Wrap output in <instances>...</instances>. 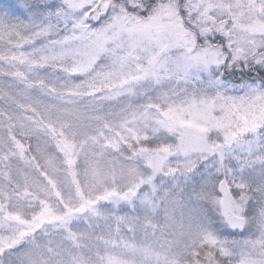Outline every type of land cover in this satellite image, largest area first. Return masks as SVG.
Returning a JSON list of instances; mask_svg holds the SVG:
<instances>
[{
	"label": "snow or ice",
	"instance_id": "snow-or-ice-1",
	"mask_svg": "<svg viewBox=\"0 0 264 264\" xmlns=\"http://www.w3.org/2000/svg\"><path fill=\"white\" fill-rule=\"evenodd\" d=\"M0 264H264V0L0 4Z\"/></svg>",
	"mask_w": 264,
	"mask_h": 264
},
{
	"label": "rangeland",
	"instance_id": "rangeland-1",
	"mask_svg": "<svg viewBox=\"0 0 264 264\" xmlns=\"http://www.w3.org/2000/svg\"><path fill=\"white\" fill-rule=\"evenodd\" d=\"M12 2V0H0V4H3V3H10ZM235 82H239V76L235 77Z\"/></svg>",
	"mask_w": 264,
	"mask_h": 264
}]
</instances>
